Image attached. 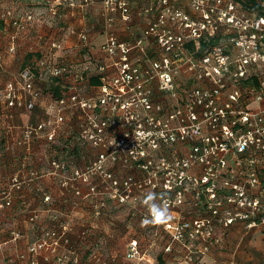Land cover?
Returning a JSON list of instances; mask_svg holds the SVG:
<instances>
[{"label":"built area","instance_id":"1","mask_svg":"<svg viewBox=\"0 0 264 264\" xmlns=\"http://www.w3.org/2000/svg\"><path fill=\"white\" fill-rule=\"evenodd\" d=\"M96 3L101 59L83 54L94 49L89 30L75 49L37 36L30 52L38 58L0 92L7 120L37 107L43 116L0 144V154L20 150L0 190V223L16 199L29 203L28 191L51 205L50 179L90 202L96 217L108 205L124 212L121 260L97 264H154L158 250L173 264H203L235 223L264 227V0H0V23L14 29L5 54L17 53L15 39L44 13L36 5L57 20L64 9L87 13ZM40 144L49 158L38 168ZM149 192L168 205L169 222L142 224ZM31 214L36 226L40 212ZM34 234L22 261L89 264L65 223Z\"/></svg>","mask_w":264,"mask_h":264},{"label":"crops","instance_id":"2","mask_svg":"<svg viewBox=\"0 0 264 264\" xmlns=\"http://www.w3.org/2000/svg\"><path fill=\"white\" fill-rule=\"evenodd\" d=\"M38 13H43L40 18L33 23V28L24 31L21 36L15 39L18 46L17 53L10 56L5 54L8 43L11 42L14 29L10 26L0 23V54L4 53L3 65L0 66V92L8 80H12L29 62L38 58V55L32 54L39 47V42L35 41V37L44 36L49 39H62L65 47L75 49L78 45V33L82 30H89L93 40L94 49L90 53L101 59L102 53L99 46L105 41V36L102 35V30L96 25L100 21L99 12L101 5L93 4L87 13L77 9H64L57 20H52L44 11V7L36 5ZM119 35L125 37L127 35L126 28L119 25L117 28ZM31 55V58L28 59ZM81 55H76L78 62L82 61ZM89 77L94 74L89 73ZM42 86L51 88V85L42 83ZM56 89V88H55ZM5 103L0 96V144L8 136L17 137L20 128L29 123L38 121L42 116L41 108L37 107L32 115H16L15 119L7 120L5 117ZM3 145V144H2ZM20 155V150L15 149L13 152L0 154V190H2L8 183L9 178L15 168L17 158ZM34 165L38 168L42 167V163H47L49 153L46 145L40 144L33 148L32 154ZM44 188L46 191L54 196L53 209H59L60 200L57 198V191L59 188L50 180L44 179ZM28 202L36 205H44L42 199L39 200L31 192H27ZM58 201V202H57ZM55 202V203H54ZM15 204L20 205L19 199L15 200ZM14 204V206H15ZM25 216L19 211L11 210L2 214L0 224V264H28L26 260L19 259V255L26 252L27 244L30 241V233L28 232L27 222ZM137 223H135L136 225ZM116 228V227H115ZM119 228V226H118ZM18 230L23 236L19 242H14L11 239V230ZM34 233V231H32ZM120 232V229L117 231ZM221 246L214 250L210 256L203 259V264H264V227L260 226L254 229L247 230L244 223L237 222L232 225L227 233L222 237ZM155 251L153 254L158 253ZM161 264H173L170 261L164 260ZM42 261V259H40ZM155 263V262H154ZM48 264H53L52 262Z\"/></svg>","mask_w":264,"mask_h":264},{"label":"rangeland","instance_id":"3","mask_svg":"<svg viewBox=\"0 0 264 264\" xmlns=\"http://www.w3.org/2000/svg\"><path fill=\"white\" fill-rule=\"evenodd\" d=\"M35 197L41 200L39 197ZM53 197L54 196L52 195V203ZM56 199L60 200L59 209H53L52 205L44 203V205L26 203V205L15 204L12 209L5 211L7 213L8 211L15 210L25 216L28 232L30 233V241L27 246L35 240V234L32 231L35 232L36 227L40 231L50 228L58 229L61 224L65 223L68 227L69 233L72 234V246L79 248L80 254L88 257L89 264H97L95 257L100 258L106 263L113 261V259L116 261L119 259L121 260L126 241L125 233L122 231L124 225L122 220L125 218L123 211L118 210L113 205H108L104 210V215L100 218L94 216L90 202H80L72 195L68 197L62 193V190L57 191ZM74 201L77 202L79 206H74L72 204ZM49 209L52 211L48 212ZM33 210L39 211L41 215L37 220L36 226H33L29 221ZM52 214L56 215L60 221H50V216ZM119 229L120 232H117ZM11 231L19 232L15 229ZM154 258V264H161V262H164L161 253L159 252L154 254Z\"/></svg>","mask_w":264,"mask_h":264},{"label":"clouds","instance_id":"4","mask_svg":"<svg viewBox=\"0 0 264 264\" xmlns=\"http://www.w3.org/2000/svg\"><path fill=\"white\" fill-rule=\"evenodd\" d=\"M160 199L153 192L147 193L143 203L148 207L150 215L142 221L144 226L163 225L172 219L168 205L159 203Z\"/></svg>","mask_w":264,"mask_h":264},{"label":"trees","instance_id":"5","mask_svg":"<svg viewBox=\"0 0 264 264\" xmlns=\"http://www.w3.org/2000/svg\"><path fill=\"white\" fill-rule=\"evenodd\" d=\"M28 57H29L28 59H30L31 58V55L28 56ZM90 83L92 85H98V84H100V81H99L98 77L93 76V77H90ZM57 94H58V91H57Z\"/></svg>","mask_w":264,"mask_h":264}]
</instances>
